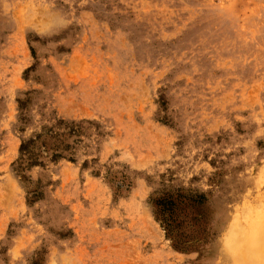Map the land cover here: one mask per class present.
I'll list each match as a JSON object with an SVG mask.
<instances>
[{
  "label": "rangeland",
  "instance_id": "374dc122",
  "mask_svg": "<svg viewBox=\"0 0 264 264\" xmlns=\"http://www.w3.org/2000/svg\"><path fill=\"white\" fill-rule=\"evenodd\" d=\"M57 120L72 156L17 173ZM177 192L168 234L153 200ZM259 211L264 0H0V264H231Z\"/></svg>",
  "mask_w": 264,
  "mask_h": 264
},
{
  "label": "trees",
  "instance_id": "16d2710c",
  "mask_svg": "<svg viewBox=\"0 0 264 264\" xmlns=\"http://www.w3.org/2000/svg\"><path fill=\"white\" fill-rule=\"evenodd\" d=\"M82 129L81 124L68 123L63 120H57L54 124L43 127L39 133L21 143L19 147L20 162L15 168L16 172H22L25 166H42L43 154H50L49 160L52 163L72 156L73 148L67 143V140L73 136L79 137ZM68 160L72 161V158H68ZM111 181L117 191L122 188L128 190L130 187L129 177L124 172L115 173ZM201 199L194 196L191 201L200 203ZM182 200H184V195L180 192L163 193L153 200L155 218L164 226L168 234H172L180 225L179 220H177V211L182 205Z\"/></svg>",
  "mask_w": 264,
  "mask_h": 264
},
{
  "label": "bare ground",
  "instance_id": "6f19581e",
  "mask_svg": "<svg viewBox=\"0 0 264 264\" xmlns=\"http://www.w3.org/2000/svg\"><path fill=\"white\" fill-rule=\"evenodd\" d=\"M262 213L260 214V211H259V213L250 214V216L253 215L254 217H256L257 221L255 220V218L253 220L256 222V224L253 223L254 221L252 222V220L250 222L248 221L249 223H248L247 228H250V230L255 229L254 226L257 224L258 226H256V229L260 226H263L264 225L263 222H261L262 224L259 223L261 220V217L263 216ZM250 223L255 224V225H250ZM228 227H229V230L227 233L228 237L225 243L227 244L231 242L232 245L229 244V246L231 247H229L228 254H226L225 256L231 259L232 261L231 264H241L240 259L243 257V252H242L243 250L241 249V245H244V244H246V246L248 247H253V246L259 247L257 250V254L260 259V262H262L261 264H264V240H262V243H261V237H262L263 232L259 233V229L258 230L255 229L254 231H252L254 234L249 233L250 231L245 230L246 229L245 226L241 224L232 223ZM222 251H225V249Z\"/></svg>",
  "mask_w": 264,
  "mask_h": 264
}]
</instances>
